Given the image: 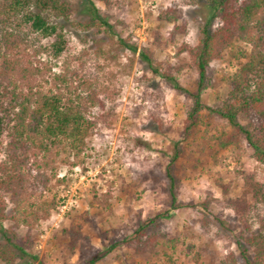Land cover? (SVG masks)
<instances>
[{"label":"rangeland","instance_id":"obj_1","mask_svg":"<svg viewBox=\"0 0 264 264\" xmlns=\"http://www.w3.org/2000/svg\"><path fill=\"white\" fill-rule=\"evenodd\" d=\"M67 1L71 5L67 17L49 15L63 28L68 41V50L55 61V71L69 69L80 80L93 84L103 107L94 110L98 124L84 151L85 163L57 171L64 182L49 196L56 199L57 208L32 229L16 226L12 219L4 221L5 229L14 227L17 244L28 253L23 257L18 252L12 264H76L77 254L66 257L72 228L90 239L89 251L94 254L114 241L132 238L140 222L151 220L156 224L150 234L192 242L196 251L201 250L203 264H244L235 243L244 228L228 203L243 196L247 180L264 181V165L252 157L245 142L240 161L227 151L216 155L219 163L214 165L212 152L200 154L191 140L185 141L183 131L192 99L177 89L196 90L199 74L190 66L189 54L178 52L184 45L196 47L211 19L214 30L221 25L211 1L109 0L107 6L93 0L114 27L101 31L83 28L91 18L87 0ZM169 10L176 12L177 18L163 20V13ZM177 27L182 31H176ZM123 40L137 46L138 52L129 50ZM50 42V38L42 40L44 46ZM236 43L246 47L239 40ZM143 52L153 56L159 75L141 59ZM238 69L236 60L213 62L202 102L219 107L230 92L227 78ZM167 73L176 81L164 77ZM251 122L259 126L257 119ZM5 147L6 142L0 141V162L6 159ZM176 155L178 159L173 161ZM170 174L177 204L182 205L178 210L172 209ZM220 183L230 186L228 194ZM246 199L252 206L249 223L258 230L264 220V204L256 202L252 194ZM6 202L10 216V195ZM165 214L170 216L159 218ZM29 239L32 248L25 245ZM184 246L180 256L186 264H196L185 257ZM0 264L7 263L0 259ZM97 264H158V257H136L122 244Z\"/></svg>","mask_w":264,"mask_h":264},{"label":"trees","instance_id":"obj_2","mask_svg":"<svg viewBox=\"0 0 264 264\" xmlns=\"http://www.w3.org/2000/svg\"><path fill=\"white\" fill-rule=\"evenodd\" d=\"M101 1L110 6L109 0ZM210 1L214 17L220 18L221 25L214 30L211 19L202 29L199 44L184 45L178 52L189 54L190 66L199 74L194 92L177 88L192 99L184 139L191 140L200 154L212 152L214 165L219 163L216 155L227 151L240 161L246 148L264 165V0ZM87 2L91 18L83 28L113 30L109 17L102 15L93 0ZM70 7L67 0H0V141L6 142V159L0 162V234L3 235H0V259L7 264L18 258V252L23 257L28 253L17 244L14 227L5 229L4 221L12 219L16 226L32 229L57 208L56 199L49 198L54 188L64 182L58 178L57 171L62 166L77 167L85 163L84 151L98 124L94 110L103 107L93 84L80 80L69 69L55 71V61L68 50V41L63 28L53 23L49 15L67 17ZM163 17L166 21L177 18L171 10L163 13ZM176 31L182 29L177 27ZM48 38L52 42L44 46L42 40ZM237 40L246 47L238 45ZM122 42L132 52H138L134 44ZM140 56L155 75L160 74L150 53L143 52ZM223 58L238 61L239 69L227 78L230 92L226 100L219 107H211L202 102V92L213 73L211 64ZM164 77L176 81L170 73ZM252 119L259 121L258 127L253 126ZM244 121L250 124L244 125ZM176 159L177 155L173 161ZM170 177L172 209L178 210L182 205L177 204L174 178L171 174ZM220 186L228 194L230 186L222 183ZM249 194L264 204V181L247 180L243 196L228 203L238 225L244 228L235 243L244 264H264V220L258 230H253L249 223L252 206L246 199ZM8 195L13 205L10 216ZM218 221L228 225L225 220ZM154 224L156 220L142 221L132 238L114 241L106 250L94 254L89 251L90 239L72 228L66 257L71 259L77 254L76 264H97L124 244L136 257L157 256L158 264H186L180 256V247L185 245V257L203 264L201 250L196 251L195 244H184L180 238H168L165 234H150ZM25 245L33 247L30 239ZM230 258L237 262L235 255L231 254ZM35 260L33 257L32 261Z\"/></svg>","mask_w":264,"mask_h":264}]
</instances>
